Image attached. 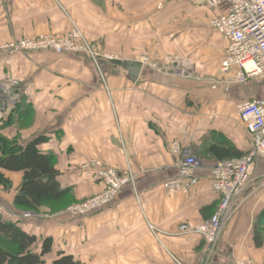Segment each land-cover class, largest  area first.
<instances>
[{
	"label": "crops",
	"instance_id": "0c3cea01",
	"mask_svg": "<svg viewBox=\"0 0 264 264\" xmlns=\"http://www.w3.org/2000/svg\"><path fill=\"white\" fill-rule=\"evenodd\" d=\"M223 12L197 0H0V47L24 37L64 34L72 18L114 60L143 63L133 81L126 66L111 60L98 68L87 56L52 51L10 56L0 48L1 134L23 141L46 136L40 149L56 156L61 185L73 188L77 202L104 189L83 169L94 160L119 171L130 167L134 174L135 185L112 205L76 217L46 207L36 213L16 208L23 174L2 170L10 183H0V216L36 235L38 252L45 238L53 239L47 264L61 252L81 264L203 263V237L176 232L184 222L208 220L213 212L208 209L219 201L211 187L217 161L203 156L204 141L228 139L248 154L252 140L237 106L264 99L254 81L214 87L223 78L227 42L209 23ZM19 106L21 112L31 107L23 118ZM12 114L11 124L2 126ZM188 153L200 160L199 183L186 193H170L164 183L178 175ZM254 168L258 184L264 157ZM242 199L208 264H233L236 258L264 264V243L258 247L254 237L264 186H253ZM150 225L161 232L154 234Z\"/></svg>",
	"mask_w": 264,
	"mask_h": 264
},
{
	"label": "built area",
	"instance_id": "2783aa9c",
	"mask_svg": "<svg viewBox=\"0 0 264 264\" xmlns=\"http://www.w3.org/2000/svg\"><path fill=\"white\" fill-rule=\"evenodd\" d=\"M58 2V0H55ZM168 2L174 0H166ZM199 3L220 7L223 13L210 20V27L221 34L227 42L225 56L221 62L222 79L214 85L230 86L250 81H264V0H197ZM161 6V5H160ZM81 30L72 27L64 34H40L8 42L0 48L10 56L17 54L52 51L58 54L72 53L87 56L99 68L101 61L113 60L102 57L92 50ZM145 62L147 60L145 59ZM239 118L252 140L251 151L241 158L217 162L212 169L211 187L218 196V206L208 220L196 224H180L178 236L199 235L205 240L204 260L208 261L217 249L225 226L239 211L244 200L242 196L253 186H264V179L255 184L253 174L257 161L264 157V99H251L237 106ZM2 117V114H0ZM180 152L179 145L174 146ZM200 160L193 154H187L180 163L178 175L164 183V187L173 194L188 192L199 183L196 172ZM89 179L104 184L102 192L83 202L70 206L66 212L72 216L92 214L112 205L124 186L130 182L129 173L105 166L94 160L83 166ZM26 213L25 216H29ZM152 231L156 227L150 225ZM158 232H161L158 230ZM158 234V233H156ZM233 264H262L253 259L236 258Z\"/></svg>",
	"mask_w": 264,
	"mask_h": 264
},
{
	"label": "trees",
	"instance_id": "16d2710c",
	"mask_svg": "<svg viewBox=\"0 0 264 264\" xmlns=\"http://www.w3.org/2000/svg\"><path fill=\"white\" fill-rule=\"evenodd\" d=\"M30 108L26 106L25 111L21 112L19 106L16 111L23 118ZM12 121L13 114L2 126H8ZM46 140L47 137L44 135L23 141L19 137L8 138L0 133V183L5 185L10 183L2 174V170L23 174L22 183L14 198V205L25 212L36 213L46 207L53 213L57 205L66 207L73 203V188L63 187L59 180L60 171L56 166V156L40 149ZM204 143L203 156L211 157L217 162L241 158L245 155L244 151L228 139L213 141L207 137ZM217 206L212 205L208 209L213 211L212 215ZM263 231L264 210L254 224V237L258 247L264 243ZM37 242L36 235L28 233L17 223L0 216V264H47L44 257L52 251L53 239L45 238L40 252L35 249ZM53 264L81 263L74 256L61 252Z\"/></svg>",
	"mask_w": 264,
	"mask_h": 264
},
{
	"label": "rangeland",
	"instance_id": "374dc122",
	"mask_svg": "<svg viewBox=\"0 0 264 264\" xmlns=\"http://www.w3.org/2000/svg\"><path fill=\"white\" fill-rule=\"evenodd\" d=\"M198 5L199 4H195L194 6V14L197 16V15H199V14H201V11L199 10V7H198ZM190 13L191 12H186L185 11V13H183V14H187V15H190ZM180 14H182V13H180ZM206 16H208V13H206ZM212 16V15H211ZM195 17V16H194ZM209 17V16H208ZM195 18H197V17H195ZM70 21L72 22V27H77V28H79L76 24H75V22L73 21V19L71 18L70 19ZM80 29V28H79ZM81 30V29H80ZM68 31V30H67ZM82 32V31H81ZM83 33V32H82ZM84 34V33H83ZM87 36V35H86ZM86 39V38H85ZM88 39V40H87ZM87 41L91 44V48H92V50L95 52V53H99L102 57L104 56L105 58H112L113 60L114 59H116L115 58V56H113V55H111V54H108V53H106V52H103L101 49H100V47L94 42V41H92L88 36H87ZM253 83H255V85H256V87H257V90H258V92H261V93H264V81L262 80V81H260V82H253ZM245 147L246 148H250V144H251V142H250V140H249V137L246 135V137H245ZM249 150V149H248ZM127 170V172L129 173V175H130V182H128V184L126 185V186H124L123 187V189L124 188H126L127 186H129V185H135V179H134V174H133V172H132V170H131V168L130 167H128V168H126ZM122 189V190H123ZM121 190V191H122ZM102 192V191H101ZM92 197V196H91ZM88 198H90V197H87V198H85L84 200H82V201H76V200H74V198H73V203L72 204H70L69 206H60V205H57L56 207H55V212H53V213H57V212H61V211H66L70 206H72V205H75V204H78V203H80V202H83V201H85L86 199H88ZM153 233L154 234H156V233H159L158 232V229H156V232H154L153 231ZM263 235H264V232H263Z\"/></svg>",
	"mask_w": 264,
	"mask_h": 264
},
{
	"label": "water",
	"instance_id": "95a60500",
	"mask_svg": "<svg viewBox=\"0 0 264 264\" xmlns=\"http://www.w3.org/2000/svg\"><path fill=\"white\" fill-rule=\"evenodd\" d=\"M111 62L114 64H122V65L126 66L131 72V78L133 81H136L138 79L140 72L143 68V63L140 61L122 62L119 60H111Z\"/></svg>",
	"mask_w": 264,
	"mask_h": 264
}]
</instances>
